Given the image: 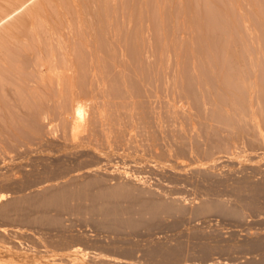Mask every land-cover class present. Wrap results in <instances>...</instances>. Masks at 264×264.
Returning a JSON list of instances; mask_svg holds the SVG:
<instances>
[{
    "label": "bare ground",
    "instance_id": "bare-ground-1",
    "mask_svg": "<svg viewBox=\"0 0 264 264\" xmlns=\"http://www.w3.org/2000/svg\"><path fill=\"white\" fill-rule=\"evenodd\" d=\"M222 1L223 4L226 1L234 4L233 0H133L141 6L138 12H133V5L126 8L127 6H124L125 3L122 2L121 7L116 4V2L121 3L118 0L110 2L108 0H17L16 4H11L12 6L8 7L9 9L3 8V11L0 10V26L2 27L0 29L3 31L0 30V84L2 86L0 89L4 94V99L10 97V102L8 105H3V99H0V136H4V134L16 135L11 139L17 141L18 139L15 137H20L26 132L31 134L39 130L40 127L38 128L37 123H40L38 122L40 118L57 114L67 118V120L63 118L66 122L63 124L69 131L67 136H75L74 139L77 137L80 141V132L90 128L89 123L91 121H88L87 118H89L88 114L91 110L94 121L91 130L99 128L100 131L97 133L103 139L109 133L104 131L103 111L91 102L89 104L95 106L92 107L93 110L90 108L88 111L89 104L86 105L85 100L95 90L102 94L106 93L105 95L107 92L110 93L109 90H112L111 95L114 94L113 96H115V91H125L128 96L124 94V97H128L127 99H130L129 94L132 97L133 94L138 95L139 90L130 81L131 74L139 78L138 82L143 80V85H149L145 88L146 93L149 92V89L153 90L155 94L159 92L158 90L164 92V87H159L160 85L157 83L162 84L163 80L167 91L170 86L175 87L176 85L196 88L200 92V94L198 93L199 101L205 102L206 98L214 99L215 106H212L214 108L211 116L228 125L246 123L247 120L249 123L252 121L250 119L255 120L260 112L259 116H262L263 124L259 122L256 124V121L255 123L252 121L254 124L252 130L261 136V125H264V102L261 101L264 100L254 101V99H261V96H264V80L260 78V76H264V38H260L259 35L256 36L258 38H255L257 40L253 41L251 27L247 26V23L252 26L249 23L252 19L247 22V20L245 21L247 17L245 15L236 16L235 10L227 14L223 10L221 12V8L220 10L216 9L219 7L217 6L219 5L218 2ZM235 1L239 2L238 0ZM253 2L256 3V1ZM108 4L112 8L110 11L107 9L110 8ZM136 5L138 4L136 3ZM223 6L226 7V4ZM226 8L223 9L228 10ZM200 12H203V15ZM220 12L227 16L222 18ZM228 15L234 17L229 18ZM259 16L257 15V17ZM243 17L245 18L243 19ZM142 57H146L147 63L150 64V66L148 64L149 67L144 65L146 63L143 64ZM142 65L147 69L144 70ZM261 71L263 75H260ZM161 76L165 79L159 81ZM141 82H135V84H141ZM153 82L155 84H152ZM153 88L158 89L157 93ZM255 104L261 106L258 108L260 111L254 109L256 108ZM110 107L111 115H117L121 111L131 114L134 112L127 105H114L113 107L111 105ZM87 111L88 113H86ZM119 121V117L116 116V121L114 120L113 124H119ZM239 131L238 134L243 133L242 130ZM98 134L91 135L97 136ZM4 137H1L0 140L3 139L1 141L9 144L10 140L8 142ZM96 138L99 140L98 137ZM96 138L95 141L90 139V142H97ZM71 139L74 141L73 138ZM102 141L100 140V142ZM209 143H211L210 150L228 146L227 143L215 139H210ZM89 145L93 147L91 144ZM1 146L3 147V144ZM81 146L78 144L76 147L83 148ZM87 146L84 145V147ZM99 150L97 149V151ZM101 152L104 151L101 150L99 153L104 157L105 155ZM75 157L77 158V156ZM63 161L65 162V160ZM49 169L51 171H48V175L55 174L54 177L49 176L50 180L62 179L72 170L58 162L53 169L51 167ZM170 169L174 170L176 167ZM44 170L47 168L42 171ZM99 170L97 171L99 172ZM118 170V165H113L111 171L117 173ZM38 173H43L42 177H39L42 181L37 179L41 184L47 175L40 171L31 175H38ZM95 174L98 175V173ZM66 176L68 177V175ZM55 180L50 181V183L47 179L45 180L46 183H49L48 185L53 184L51 187L39 184L38 186L42 189L36 190L37 188H35L34 193L29 192L30 195L24 192L27 194L25 197L16 198L17 201H21L1 204V219L2 217L8 218L12 208L21 216L20 219L16 213L21 221L23 219L25 222L58 224L60 222L59 216L55 214L51 216L48 213L49 209L70 210L80 214H93L92 219L103 226H100L101 228L121 234L125 231L136 230L139 227L150 229L155 223H158L162 216L186 210L184 203L179 201L178 195L171 200L158 198V196L152 197L150 195H154V189L149 196L144 195L145 197H142L128 184L114 187L101 185L95 186V188L92 185L93 182L96 183L98 178L93 176L83 181L74 180L73 177L63 182H56ZM55 182L56 184H54ZM58 182H60L59 186ZM147 182L146 184H148ZM46 186L51 189H45ZM160 187L162 189L159 187L157 189L162 191L163 186ZM258 187L250 186L254 195L263 193V190ZM240 188L241 185H239ZM180 195L182 194L180 193ZM249 205L252 207L255 204L252 202ZM210 210H218L233 215L241 214L240 210L228 209L225 204L218 201H210L204 207L197 209V213ZM66 228H69V225ZM0 230L5 232L7 228H0ZM67 238L70 237L67 236ZM67 240L69 239H66V242ZM64 241L59 238L57 242L64 244L66 243ZM37 245L39 244L37 243ZM113 245L115 244L113 243ZM161 245L152 246L147 250V253L153 260L157 257L161 258L159 261L163 264L173 261L182 251L178 248L179 246L168 248ZM89 247L74 242V244L64 245L60 252L68 257L73 264H127L130 262L121 256H116V254L111 255L96 250L97 247L94 248L95 250H91ZM207 250L205 249L204 252ZM56 253L58 254V252ZM55 259L57 258L52 259L53 264L54 261H57ZM34 261H36L35 258Z\"/></svg>",
    "mask_w": 264,
    "mask_h": 264
},
{
    "label": "rangeland",
    "instance_id": "rangeland-1",
    "mask_svg": "<svg viewBox=\"0 0 264 264\" xmlns=\"http://www.w3.org/2000/svg\"><path fill=\"white\" fill-rule=\"evenodd\" d=\"M118 1L121 3L116 2V4L121 7L122 2L125 3L124 6H127L126 8L133 5V12H138L141 9L139 3L136 2L138 4L136 5L133 0ZM238 1L233 0L234 4L226 1L227 8L222 7V5H225L223 1L218 2L219 5L217 6L219 7H216V9L220 10L221 8V12L225 11L224 13L227 14L235 10V15H245L247 17L245 21L247 20V22L252 19L249 21L252 26L248 25V23L247 26L251 27L253 41H256L257 39L255 38H258L256 36L259 35L260 38H264V0ZM253 1H256V3ZM16 3L17 0H0V10L3 11V8L7 10L11 4L14 5ZM110 6L108 4V7ZM234 6L237 7L234 8ZM107 9L110 11L112 8ZM221 12L220 14H222ZM200 13L203 15V12ZM224 13L222 18L227 16ZM134 14L136 15V13ZM217 15L219 16V14ZM257 15H260V18ZM228 17L234 16L228 15ZM0 28L2 27L0 26ZM142 59L143 64L146 63L144 65L148 66L149 63H147L146 57H142ZM145 66H143L144 70L147 69ZM260 75H263L262 71ZM260 78L264 80V76H260ZM162 79H165V77L161 76L159 81H162ZM138 80L137 76L131 74L130 81L139 90V94H133V97L129 94L130 99L124 97L125 91H122L123 93L115 91V96H113L114 94L111 95L112 90H109L110 93L107 92V96L105 95L106 93L103 92L104 94H102L95 90L85 100L87 102L86 105L90 102L95 103L103 111L104 131L109 132L106 134L108 136L103 139L97 133L100 131L99 128L91 130L94 121L90 108L93 110L92 107L95 106H92V104L88 105V111L90 110L89 118H87L86 114L88 121H91V124L89 123L90 126L87 123L90 128L86 129L87 131L83 130V132H80V136L78 135L80 141H78L77 137L75 140V136H67L69 131L64 125L66 124L64 119L67 120V118L57 114L40 118L38 121L40 123H37L38 128L40 127L39 130L31 134L26 132V134L20 136L25 141L19 136H17L18 138L15 137L18 139L17 141H12L11 138L16 135H7L2 132L6 140L8 142L10 140V142L7 144L1 141L3 139L0 140L2 142L0 144H3V147L0 145V205L4 202H15L20 196V199L25 197L27 194L24 192L30 195L29 192L32 191L34 193L35 188H37L36 190L42 189L38 185L42 181L39 177H42L43 173L31 175L35 174V172H44L48 176L44 175L49 183L50 181L53 182L55 179L50 180V177H54L55 174L53 173L54 176L50 174V176L48 171H51L49 168L53 169L56 166V162H58L60 165L63 164L64 167L72 170L66 174L68 177L65 175L62 179L55 180L56 182L67 181L71 177L74 180L83 181L93 176L98 178L95 181L96 183L93 182V187L101 185L114 187L128 184L133 188L132 190L135 189L134 191L139 192L142 197H145L144 195L146 197L149 196L154 190L156 193L154 191V195L150 196H158V198H166V200L167 198L171 200L178 195L179 201L182 204L184 203L183 205H185L187 211L164 215L165 217L162 216L159 220L160 222L155 223L150 229L139 227L136 230L125 231L120 234L101 228L103 226L95 222L96 220L92 219L94 215H88L89 213L80 214L75 211H58L51 208L48 213L51 216H54V214L58 215L59 217H56L60 218V222L58 224H44L25 222L23 219L21 221V216L11 208V214L8 218L2 217L1 219L0 217V228H7V232L2 231V233L0 230V264H43L45 262V264H53L52 259L54 258H57L55 259L57 261L53 260L54 264H57V262H59L58 264H73L60 251H62L64 245L74 244V242L88 245L91 250H95L94 248L97 247L98 249L96 248V250L121 256L130 261L127 264H131V261L132 264H163L159 261L161 258L157 257L158 260L157 258L153 260L147 253V250L152 248V246H160L161 244L162 247L168 248L179 246L178 248L182 250L178 257L168 262V264H264V125H261V136L255 134L256 132L252 130L254 126L252 121L254 123L256 121V124L258 122L263 124V118L259 116L260 112L257 118L255 120L250 119L252 121L249 123L246 119L247 121L246 123L243 122L244 124L228 125L211 116L214 108L212 106H215L214 99L206 98L205 102L199 101L200 92L196 88L179 85H176V87L174 85L175 87L170 86L167 91L163 80V83L160 82L162 84L157 83L160 85L159 87H164V92L156 89V86L153 89H155L156 93L158 90L161 94L159 92L155 94L150 89L146 93L145 88L149 87V85H143V80L139 81H142V85L135 84V82L139 83ZM152 84H155V82ZM0 87H2L1 84ZM3 95L0 89V99H3V105H8L10 97L8 96L4 99ZM125 96H128V94H125ZM261 97V99L256 97H254L256 99H253L254 101L264 100V96ZM261 102L263 103L264 101ZM261 102L259 104L262 106ZM259 104H255V110L260 111L258 109L261 107ZM111 105L112 107L114 105L130 106L134 111H131L133 115L124 111L119 112L117 115H111L109 112ZM116 116L119 117L121 122L119 121V124L114 125L113 122L114 120L116 121ZM239 130H242L243 133L238 134ZM95 131L96 133H93ZM256 131L258 132V130ZM27 133H29L28 136H25ZM90 133L98 135L92 136ZM4 136L2 135L0 138ZM25 137L28 138L26 139ZM91 138L93 141L96 138L97 142L91 141V143ZM210 139L223 141L228 146L210 150ZM100 140L103 141L100 142ZM75 142L80 146L82 145L81 147L83 148H77L78 144ZM89 144L93 147H90ZM84 145L87 147H84ZM72 146L75 147L72 148ZM94 146L96 147L95 149ZM97 149L104 151L101 153L105 156L103 157V155L99 154L101 150L97 151ZM69 152H72V154H69ZM81 155L82 157H79ZM103 162L104 164H102ZM113 165H118L120 174L111 171ZM44 167L47 170L42 171L45 169ZM105 167L106 169L104 170ZM174 167L176 169H170ZM97 168L100 169L99 172ZM108 168H110V171ZM52 171L54 172V170ZM95 173H98V175ZM86 175L87 177L85 178ZM44 176L43 179H45ZM38 178L40 181L37 180ZM141 178L143 179L141 180ZM45 180L40 185H48L49 183H46ZM138 180L141 181L139 182ZM60 182L57 183L58 186ZM30 184L31 186H29ZM239 185H241L240 189ZM252 185L255 187L259 186L258 188H261L263 193L254 195L253 190L250 188ZM48 186L51 187L53 184ZM48 186L45 189H51ZM160 186H163V192L160 191L162 189ZM157 187L161 189L159 190ZM164 195L167 196L165 197ZM210 201L222 202L228 209L240 210L241 214L233 215L218 210L197 213V209L204 207ZM252 202L255 205L251 207L249 203ZM16 213L20 219L16 216ZM68 225L70 229L66 228ZM17 229L19 233H17ZM110 234L112 235L109 236ZM67 236L70 238H67ZM59 238L65 240L64 242H66V239L69 240L64 244H59L57 242ZM205 249L208 250L204 252ZM53 252L55 253L51 254ZM34 258L36 261H34Z\"/></svg>",
    "mask_w": 264,
    "mask_h": 264
}]
</instances>
